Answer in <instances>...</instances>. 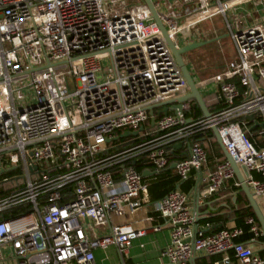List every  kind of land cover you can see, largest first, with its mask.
<instances>
[{
    "label": "built area",
    "instance_id": "2783aa9c",
    "mask_svg": "<svg viewBox=\"0 0 264 264\" xmlns=\"http://www.w3.org/2000/svg\"><path fill=\"white\" fill-rule=\"evenodd\" d=\"M152 1L178 48L221 43L217 28L200 27L218 18L224 22L233 58L211 77L197 71L193 77L214 108L209 118L193 115L195 101L175 110L171 104L162 113L161 105L191 91L145 3L0 0L1 264H96L95 250L111 246L128 253L146 231L110 221L151 203L136 164L162 172L170 166L168 154L183 144L188 154L177 162L179 184L197 181L208 164L202 140L213 128L247 173L264 213V0ZM186 65L193 76L194 68ZM28 89L34 105L16 97ZM141 127L137 137L107 143ZM235 177L228 161L218 162L204 178L199 199L220 193ZM194 197V189L187 193L178 186L152 202L171 230L160 264H188L193 245L196 254L220 256L215 264H264L238 241L244 233L237 227L207 237L198 227L194 241ZM246 223L255 238L264 236L252 217ZM108 225L110 232L99 236Z\"/></svg>",
    "mask_w": 264,
    "mask_h": 264
},
{
    "label": "crops",
    "instance_id": "0c3cea01",
    "mask_svg": "<svg viewBox=\"0 0 264 264\" xmlns=\"http://www.w3.org/2000/svg\"><path fill=\"white\" fill-rule=\"evenodd\" d=\"M200 28L201 30H204V31L217 28L218 34L222 30L225 32V29L223 26L222 28H219L217 26H213L211 23L202 25ZM222 35L220 36L222 37ZM221 37L219 38L222 39ZM214 42H217V41L214 40ZM193 77L197 79L196 75L195 76L193 75ZM200 92H202V89L200 90ZM208 100L212 101L214 99H212V97L211 98L209 97ZM206 105L209 110L214 109L213 106L209 107L208 104ZM202 142L205 143V145L209 149L208 164L206 168L204 169V173L206 177L208 176V174H210L213 171L216 164L219 161L223 160L224 158L226 159V157L223 151L221 150L220 146L218 145L217 140L214 137L212 132L209 135H207V137H205L202 140ZM176 151H177V154H175L174 157L176 159V162H179L183 160L184 158H186L188 154V147L183 146L182 148L176 149L174 152ZM220 152L223 153L224 158L219 157ZM172 165H171V169H172ZM172 170L174 171V174L177 176L175 169H172ZM149 172H151L152 174L144 178V179H147L148 183L146 184L148 186L151 183V181L155 180L156 177L161 173L155 170L154 171L149 170ZM241 174H242V177L244 178L247 177V173L243 169H241ZM252 176L256 178V176H259V175L252 174ZM191 179L195 180L194 177H192ZM256 179L260 180L261 178L259 176V178H256ZM236 183H240L237 176L235 177V180L229 181L226 184L225 188L222 189L220 193L213 195L211 197H208V198L199 199V203H198L200 206L199 213L201 214V217L203 218L201 221L207 218L225 216L228 219V222L225 225V229L237 227L236 225L237 218L235 217V211L239 209L237 205L238 196L243 195L245 199L247 200V202H248V199L246 195L241 191V186H240L239 191L234 190V187L237 188ZM178 186H180V184H178ZM181 187L182 185L180 186V188ZM149 199L151 203L147 204L142 209H139L134 215L127 216L124 218L113 217L111 218V221H110V225L112 226L123 225V224L129 223L137 229L145 230L146 231L145 235L135 240L133 242L131 249L128 251V253L123 254V255L120 253V251L118 250L116 246H111L105 250L104 249L95 250L96 264H160L162 262V259H161L162 251L165 248H167L171 243V230L165 226V223L163 222L162 219L158 218L157 215H155L153 211V207H152L153 201L150 198V193H149ZM194 200H195V197L192 199V206H193V210L195 211L196 207H195ZM148 218H153V221H149ZM110 225L98 231V235L101 237L107 235L110 232ZM216 226H219V225H213V226L208 225L206 227H200L198 223L199 230L202 233H208L206 232L207 229H212ZM156 227L158 228L157 230H155ZM211 231H214V230H211ZM261 237H264V236H261ZM259 238L260 237L252 239L251 241L244 242V243L250 246L252 249H254V251L261 258L264 259V243L261 242ZM196 257H197V260L195 264H211L214 258H216V262L219 261L221 258L220 256L208 257L202 253L196 254ZM188 264H190V262Z\"/></svg>",
    "mask_w": 264,
    "mask_h": 264
},
{
    "label": "water",
    "instance_id": "95a60500",
    "mask_svg": "<svg viewBox=\"0 0 264 264\" xmlns=\"http://www.w3.org/2000/svg\"><path fill=\"white\" fill-rule=\"evenodd\" d=\"M143 1L151 13L152 19L158 24L166 42L168 43L170 49L172 50V53H173L178 65H179V67L181 68L183 75H184V78L186 79L187 84H188L190 91H191V93L184 98H181V99H178L176 101H172V102L161 105L160 107L163 108L162 113L164 115H167L168 110H169L168 106L171 104L174 105V106H172L171 109L175 110V108L180 107V105H179L180 103L195 101L198 104L200 110L202 111L203 116L205 118H209L211 116V112L208 109L206 102H205V99H204V96L200 93L199 88L196 85L195 80H194L193 76L191 75V73H190V71L186 65V62H185V55H187L188 53H190L196 49L204 47L206 45V43H195L192 45H188L185 47L178 48L176 43L173 42L171 40V38L169 37L167 29H166L165 25L163 24V22L161 21L160 16L158 14V11H157L153 1L152 0H143ZM150 115L152 116L151 126L154 127L156 125V118L154 116L155 115V109L154 108L150 110ZM247 120L253 121L254 116L252 115V116L247 117ZM260 126L263 127L264 125H260ZM143 131H144V127H141L139 129V131H135V132L126 131L125 133L121 134L118 137H115L113 139H108L107 143L110 144L113 141H119V140L131 138V137H137L139 135V133H141ZM212 133H213L214 137L216 138L217 143L220 146L221 150L223 151V153L226 157V160L230 163V165L233 168L236 176L238 177L239 182L241 184V191L246 195L248 202H249V207L254 211L256 218H257L262 230L264 231V213H263L261 207L259 206L257 200L254 198V195L251 192V189L249 188V186L247 185L245 178L242 177L240 167L237 165V163L234 161V159L231 157L230 153L228 152L223 140L221 139V137L219 135L217 128H213ZM183 146H184L183 144H179V145L175 146L174 148L179 149V148H182ZM176 167H177V162L172 165V169H176ZM151 174H152L151 172L146 171L143 173V177L146 178L147 176H149ZM204 178H205L204 171H200L199 175H198V180H197L196 185L194 187V190H195V200L194 201H195V207H196L194 212L196 213L198 223L203 219L201 217V214L199 213L200 206L198 203H199V193H200ZM220 227H221V225L216 226L212 229H207L206 232H210L211 230H216ZM197 236H198V226L195 227L194 241L197 239ZM193 250H194V254H193L192 259L190 260V264H193V263L195 264V262L197 260L196 250H195L194 245H193Z\"/></svg>",
    "mask_w": 264,
    "mask_h": 264
},
{
    "label": "trees",
    "instance_id": "16d2710c",
    "mask_svg": "<svg viewBox=\"0 0 264 264\" xmlns=\"http://www.w3.org/2000/svg\"><path fill=\"white\" fill-rule=\"evenodd\" d=\"M142 3L144 4V1L141 0ZM193 110H194V116L195 117H202L203 113L200 110L199 106L197 104H194L193 106ZM123 132H119V135H121ZM211 132L208 133V135ZM204 149L207 150L208 152V156H209V149L207 148V146L205 145V143L202 144ZM175 154H177L176 152H170L168 154L169 157V161H170V166L168 167L167 170L161 172L155 180L151 181V183L149 184V193H150V198L153 202L159 201L162 198H164L165 196H167L169 193H171L172 191L176 190L179 184V177L176 176L174 174V171L171 169V165L176 162L175 159ZM220 158H224L223 153L220 152L219 154ZM226 159L224 158L223 160L219 161V162H225ZM136 170L141 173L143 175V173L146 170H150V171H154L153 166L149 163L146 162H138L135 166ZM214 170V169H213ZM256 178H259V176H256ZM145 183L147 182V179H144ZM181 190H183L184 192H190L194 189L195 185H196V181L191 179L183 184H181ZM180 185V186H181ZM235 191H239L240 187L235 188ZM245 200V201H244ZM237 205L239 207V209L237 211H235V217L237 218V228L241 229L243 231V235L238 239L239 242H248L251 241L252 239H255V236L253 233H251V226H249L246 223V220L249 217H252L256 223V225L258 227H260V224L256 218V215L254 213V211L249 207V203L247 202V200L245 199V197L243 195H239L238 196V201H237ZM228 222L227 217L225 216H218V217H214V218H207L203 221L199 222L200 227H206L208 225L213 226V225H222L220 228L214 230V231H210L208 233H203L204 237H207L213 233H217L223 229H225V225ZM259 240L261 242L264 243V237H260ZM216 262V258H214L211 262V264H215Z\"/></svg>",
    "mask_w": 264,
    "mask_h": 264
},
{
    "label": "rangeland",
    "instance_id": "374dc122",
    "mask_svg": "<svg viewBox=\"0 0 264 264\" xmlns=\"http://www.w3.org/2000/svg\"><path fill=\"white\" fill-rule=\"evenodd\" d=\"M132 1V0H128ZM137 2V5L142 4L141 0H134ZM213 26L222 28L224 24L223 20L220 18L215 19L211 22ZM223 34V35H222ZM222 35L223 40L221 43L211 42L203 48L196 49L193 52L185 56L186 63L190 64L194 68V76L196 71L202 78H208L216 74L223 66H225L232 58V44L230 42V37L227 36L226 31L223 30L219 33V36ZM208 39H212V36H208ZM28 81H25L24 87H28ZM22 87V85H20ZM23 96L25 102L29 105H34V93L31 89H28L26 92L18 91L16 97L20 99ZM8 175L2 177L3 179L8 178Z\"/></svg>",
    "mask_w": 264,
    "mask_h": 264
}]
</instances>
